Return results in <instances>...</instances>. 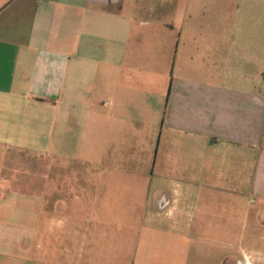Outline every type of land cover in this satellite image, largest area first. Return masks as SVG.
Here are the masks:
<instances>
[{
    "label": "crops",
    "instance_id": "0c3cea01",
    "mask_svg": "<svg viewBox=\"0 0 264 264\" xmlns=\"http://www.w3.org/2000/svg\"><path fill=\"white\" fill-rule=\"evenodd\" d=\"M221 8L218 16V0H0V249L41 250L10 233L42 231L47 195L66 217V228L55 222L64 240L86 230L80 217L91 212L61 207L62 194L85 197L87 184L58 180L59 151H88L95 155L80 166L129 174L142 153L149 175L99 183L129 184L136 197L146 179V208L175 222L186 199L201 198L193 185L264 205V0ZM124 211L136 215L137 200Z\"/></svg>",
    "mask_w": 264,
    "mask_h": 264
},
{
    "label": "rangeland",
    "instance_id": "374dc122",
    "mask_svg": "<svg viewBox=\"0 0 264 264\" xmlns=\"http://www.w3.org/2000/svg\"><path fill=\"white\" fill-rule=\"evenodd\" d=\"M221 2L218 0V16L224 15ZM57 154L52 160L57 163L58 180L83 178L86 181L85 197H75L80 193L78 189L67 190L68 193L61 197L63 209L74 212V209L84 208L91 212L80 217L86 230L64 240L65 231L55 222L61 220V227L66 228V217L55 214L54 200H49L47 195V200L42 198L41 201L45 214L42 231L36 235L30 231L10 233L14 239L25 235L31 244L40 243L41 250L34 253L33 245L24 252L15 245H6L8 248L0 249V264H264V205L261 201L249 204L251 199L243 197L235 202L227 195L211 198L205 194V187L193 185L192 190L202 189L201 198L191 195L186 199L184 213L175 222L163 215H153L151 208H146L147 202H151L142 198L147 188L142 182L146 179L139 178L142 181H139L136 197L128 192L131 185L106 182L108 178L132 176L134 172L139 177L149 175L150 167L142 153L137 154L136 162H131L132 174L129 169L119 173L108 168L99 169L96 164L80 166L81 158L90 159L95 155L88 151H59ZM48 160L43 155L42 195L49 191ZM100 178L106 179L104 184L99 183ZM134 198L138 202V213L130 216L124 210ZM78 254L82 257L77 258Z\"/></svg>",
    "mask_w": 264,
    "mask_h": 264
},
{
    "label": "flooded vegetation",
    "instance_id": "af4514ba",
    "mask_svg": "<svg viewBox=\"0 0 264 264\" xmlns=\"http://www.w3.org/2000/svg\"><path fill=\"white\" fill-rule=\"evenodd\" d=\"M237 261H238V257L236 256V257H235V262H237ZM235 262H234V263H235Z\"/></svg>",
    "mask_w": 264,
    "mask_h": 264
}]
</instances>
